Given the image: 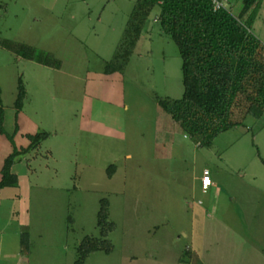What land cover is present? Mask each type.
<instances>
[{"label":"rangeland","instance_id":"1","mask_svg":"<svg viewBox=\"0 0 264 264\" xmlns=\"http://www.w3.org/2000/svg\"><path fill=\"white\" fill-rule=\"evenodd\" d=\"M134 1L0 0V39L59 62L0 46V159L45 134L14 159L16 186L0 191V264H74L82 240L99 238L102 199L111 251L83 264H264V116L199 147L160 108L157 99H180L183 87L157 7L125 70L106 74ZM239 1L223 5L235 15ZM254 8L251 31L264 44V0Z\"/></svg>","mask_w":264,"mask_h":264},{"label":"trees","instance_id":"2","mask_svg":"<svg viewBox=\"0 0 264 264\" xmlns=\"http://www.w3.org/2000/svg\"><path fill=\"white\" fill-rule=\"evenodd\" d=\"M214 1L221 6L215 8ZM253 2L246 0L245 4L250 8ZM155 7L161 32L178 49L183 87L180 99H157L160 108L195 139L199 147H210L215 138L232 129L239 120L263 117L264 44L251 31L256 8L242 21L223 5V0H135L113 62L106 65L104 72L112 74L125 70ZM0 46L23 59L59 67L52 56L35 55L33 48L23 44L0 39ZM24 97L25 90L19 81L15 100L17 112L23 108ZM0 134L6 135L1 105ZM44 136H28L27 148L12 149L0 171V191L16 186V175L11 172L14 159L36 147ZM107 172L111 176L114 167L109 166ZM99 205V238L82 240L74 264H83L91 253L111 251L106 237L114 225L109 221L107 201L102 199Z\"/></svg>","mask_w":264,"mask_h":264},{"label":"crops","instance_id":"3","mask_svg":"<svg viewBox=\"0 0 264 264\" xmlns=\"http://www.w3.org/2000/svg\"><path fill=\"white\" fill-rule=\"evenodd\" d=\"M240 3H239V7H238V9H237V12H236V14L234 15L238 20H243L244 18H247V16H248V14H249V8H247V6H246V4H245V2H246V0H241V1H239ZM3 89H2V87H1V85H0V98H2L1 96H2V91ZM3 115H4V112H3ZM16 120V119H15ZM3 129H4V121H3ZM4 141H5V136L4 135H1L0 134V147H2V146H4ZM6 142V141H5ZM9 151V150H8ZM8 156V155H7ZM6 156V157H7ZM5 159V158H1L0 159V171H1V168H2V165H3V160ZM0 177H1V174H0ZM17 262H19V264H21L22 262H23V259L22 260H19V261H17Z\"/></svg>","mask_w":264,"mask_h":264},{"label":"built area","instance_id":"4","mask_svg":"<svg viewBox=\"0 0 264 264\" xmlns=\"http://www.w3.org/2000/svg\"><path fill=\"white\" fill-rule=\"evenodd\" d=\"M215 4V8H218L221 6L220 3H217L214 1ZM212 182H211V178H210V172L207 169H204L201 173V177H200V190L203 194H205L209 188L211 187Z\"/></svg>","mask_w":264,"mask_h":264}]
</instances>
